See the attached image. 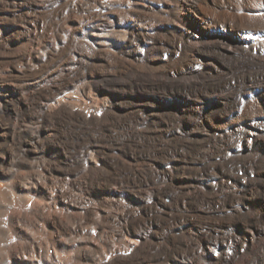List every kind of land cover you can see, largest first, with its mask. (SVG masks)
<instances>
[{
    "label": "bare ground",
    "instance_id": "1",
    "mask_svg": "<svg viewBox=\"0 0 264 264\" xmlns=\"http://www.w3.org/2000/svg\"><path fill=\"white\" fill-rule=\"evenodd\" d=\"M0 264H264V0H0Z\"/></svg>",
    "mask_w": 264,
    "mask_h": 264
}]
</instances>
